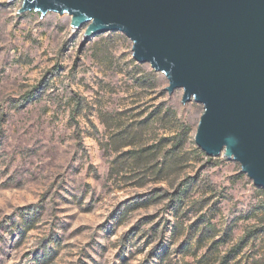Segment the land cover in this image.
<instances>
[{
	"label": "rangeland",
	"instance_id": "obj_1",
	"mask_svg": "<svg viewBox=\"0 0 264 264\" xmlns=\"http://www.w3.org/2000/svg\"><path fill=\"white\" fill-rule=\"evenodd\" d=\"M0 0V264H264V187L196 143L205 107L110 31Z\"/></svg>",
	"mask_w": 264,
	"mask_h": 264
},
{
	"label": "water",
	"instance_id": "obj_2",
	"mask_svg": "<svg viewBox=\"0 0 264 264\" xmlns=\"http://www.w3.org/2000/svg\"><path fill=\"white\" fill-rule=\"evenodd\" d=\"M72 16L85 40L118 31L134 59L150 63L183 102L205 112L197 145L234 159L264 187V0H23L19 12Z\"/></svg>",
	"mask_w": 264,
	"mask_h": 264
},
{
	"label": "trees",
	"instance_id": "obj_3",
	"mask_svg": "<svg viewBox=\"0 0 264 264\" xmlns=\"http://www.w3.org/2000/svg\"><path fill=\"white\" fill-rule=\"evenodd\" d=\"M199 150H202L200 147H199ZM203 151V150H202ZM204 152V151H203Z\"/></svg>",
	"mask_w": 264,
	"mask_h": 264
}]
</instances>
